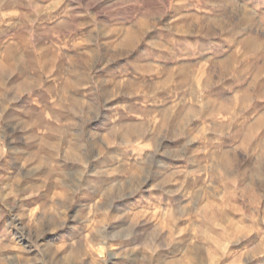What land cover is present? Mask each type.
I'll return each mask as SVG.
<instances>
[{"label": "rangeland", "instance_id": "374dc122", "mask_svg": "<svg viewBox=\"0 0 264 264\" xmlns=\"http://www.w3.org/2000/svg\"><path fill=\"white\" fill-rule=\"evenodd\" d=\"M234 5L223 0H0V264L159 263L144 243L121 242L134 229V222L128 226L132 214L140 212L121 200L141 186L143 173H133L129 185L121 183L120 173H111L119 164L102 160L121 153L118 145L109 146L121 117L114 109L121 105L104 94L106 51L116 50L127 33L134 34L122 45L134 46L145 31L129 52L128 59L135 60L154 27L219 17ZM135 69L128 67L132 80ZM257 129L253 142L260 156L264 130ZM125 153L137 154L136 147ZM238 155L240 162L233 164L238 177L225 187L239 193L250 188L256 224L224 228V185L210 184V225L189 228L202 237L201 251L195 248L184 258L178 254L169 260L173 264H264V155L250 164ZM247 170L257 177L244 178ZM107 194L112 197L105 200ZM198 213L193 222H199ZM135 217V235L151 229L141 223L143 216ZM90 229L102 231L103 238L90 237Z\"/></svg>", "mask_w": 264, "mask_h": 264}, {"label": "crops", "instance_id": "0c3cea01", "mask_svg": "<svg viewBox=\"0 0 264 264\" xmlns=\"http://www.w3.org/2000/svg\"><path fill=\"white\" fill-rule=\"evenodd\" d=\"M223 1L237 5L219 17L154 27L135 60L128 59L129 52L145 31L134 46H123V39L116 50L106 51L110 69L105 70L104 94L120 99L121 105L114 109L121 116L119 126L110 133L117 142L109 146L118 145L121 153L105 154L102 160L119 164L111 173L119 172L121 183L129 185L133 173H143L141 186L121 200L140 209L128 221L134 229L121 242L144 243L158 264H173L169 260L190 256L195 248L200 253L202 237L189 228L210 225V184L224 185V228L256 224L250 188L239 193L225 186L238 177L233 164L240 162V152L248 164L264 155H257L253 142L257 128L264 130V0ZM128 67L137 68L133 80ZM132 128L137 133L125 136L124 143L121 133ZM129 147H136L137 154H126ZM245 172L244 178L257 177L252 170ZM194 212H200L199 222H193ZM138 214L143 226L151 228L143 235L134 234Z\"/></svg>", "mask_w": 264, "mask_h": 264}, {"label": "bare ground", "instance_id": "6f19581e", "mask_svg": "<svg viewBox=\"0 0 264 264\" xmlns=\"http://www.w3.org/2000/svg\"><path fill=\"white\" fill-rule=\"evenodd\" d=\"M124 42L126 43V44H129L130 43V36H126V38H125V40H124ZM42 54V53H41ZM74 104H76V103H74ZM141 127V126H140ZM143 130V129H142ZM137 131H138V129L137 128H134V129H128V132L126 131L125 132V136H127V135H132V134H136L137 133ZM139 131H140V129H139ZM140 133V132H139ZM112 134H114V133H112ZM111 134V135H112ZM112 197V194H107V195H105L104 196V199L105 200H108L109 198H111ZM127 197V196H126ZM59 198H62V199H67V198H65L64 196H59ZM124 198V197H123ZM58 200V199H57ZM103 222V221H102ZM104 223H102L101 225H103ZM92 228V227H91ZM100 228V227H99ZM104 233V232H103ZM102 234V231H99V230H97V229H90L89 230V235H90V237H93V236H96V235H99V237H101V238H103V236L101 235ZM105 234V233H104Z\"/></svg>", "mask_w": 264, "mask_h": 264}, {"label": "clouds", "instance_id": "9594fccd", "mask_svg": "<svg viewBox=\"0 0 264 264\" xmlns=\"http://www.w3.org/2000/svg\"><path fill=\"white\" fill-rule=\"evenodd\" d=\"M261 24L264 25V20L261 21ZM97 104H98V107H102V105H99L98 101H97ZM95 118H97V119L99 118V112H97V115ZM113 142L116 143L117 141L114 139Z\"/></svg>", "mask_w": 264, "mask_h": 264}]
</instances>
